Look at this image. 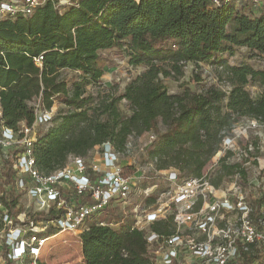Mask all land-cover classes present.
I'll return each instance as SVG.
<instances>
[{
  "label": "trees",
  "instance_id": "trees-1",
  "mask_svg": "<svg viewBox=\"0 0 264 264\" xmlns=\"http://www.w3.org/2000/svg\"><path fill=\"white\" fill-rule=\"evenodd\" d=\"M25 1L18 0L20 5ZM70 2L62 13L56 7L59 0H46L29 16L16 12L0 19L2 124L15 131L22 124L32 126L37 100L46 110L55 101L61 105L50 126L37 129L32 150L40 173L62 168L70 155L85 158L105 142L120 153L129 138L153 136L144 151L148 163L155 162V172L174 170L179 179L200 178L240 120L264 124V69L231 65L226 59L236 48L264 55L263 13L222 1L213 6L211 0ZM125 41L128 63L145 70L116 94V87L101 84L98 53ZM198 62H211L229 90L208 86L198 93L184 89L171 94L163 88L160 76L178 81L184 66ZM65 70L79 73L78 78L68 82L62 77ZM123 101L128 113L120 109ZM230 156L218 160L220 176L211 178L213 185L220 186L225 175L239 174L246 181L242 160L231 164ZM121 170L135 172L132 166ZM11 175L6 167L7 181ZM263 202L261 197L254 205L259 209ZM87 221L79 235L84 264H154L144 231L133 228L134 218L115 224L105 217ZM168 223L150 228L168 233ZM260 257L261 250L253 248L244 261Z\"/></svg>",
  "mask_w": 264,
  "mask_h": 264
},
{
  "label": "built area",
  "instance_id": "built-area-1",
  "mask_svg": "<svg viewBox=\"0 0 264 264\" xmlns=\"http://www.w3.org/2000/svg\"><path fill=\"white\" fill-rule=\"evenodd\" d=\"M45 1L26 0L17 9L18 0H7L0 3V15H4L0 19L16 12L29 16ZM221 1L237 10L257 11L264 6V0L211 3L218 6ZM41 60V56L36 60L37 66ZM53 117L52 109L36 107L32 126L23 124L15 131L2 124L0 112V264H39L49 240L63 233H81L87 220H100L98 217L115 203L127 208L135 193L139 203L133 207V228L144 231L154 264H246L244 258L253 248L261 250V257L249 264H264V202L259 209L254 205L264 197V160L255 158L259 176L254 184L241 183L235 174L225 175L227 186H215L211 166L200 178L179 179L173 170L159 172L164 175V188H160L157 184L147 186L142 174H123L119 153L105 142L91 164L70 155L62 168L45 175L36 169L32 149L37 129H47ZM251 121L252 128L260 125ZM237 125L233 135L223 139L217 153L222 157L234 146ZM152 139L150 136L148 144ZM254 155L252 149L241 151L245 165ZM154 163H148L153 170ZM6 167L12 172L9 181L4 177ZM22 196L29 200L27 204L20 202ZM150 197L154 201L148 204ZM168 210L170 214L165 215ZM167 221L168 233L150 228ZM98 224L106 225L104 221Z\"/></svg>",
  "mask_w": 264,
  "mask_h": 264
},
{
  "label": "rangeland",
  "instance_id": "rangeland-1",
  "mask_svg": "<svg viewBox=\"0 0 264 264\" xmlns=\"http://www.w3.org/2000/svg\"><path fill=\"white\" fill-rule=\"evenodd\" d=\"M17 9L21 8L20 3L16 5ZM71 6L70 0H59L57 8L62 13L66 8ZM4 15H0L2 17ZM98 65L102 68L104 74L101 78V84L105 88L116 87V94H121L125 86L137 75L145 70V66L140 65L137 67L131 66L128 58V51L126 46V41L120 47H113L111 49L99 51ZM226 59L233 65L248 64L255 69H264V55L251 54L246 48H236L235 53L232 57L227 56ZM79 73L71 72L65 70L62 72V77L66 78L68 82L71 79L78 78ZM162 86L171 94H178L183 92L184 89H189L192 92L198 93L204 87L214 86L220 88L223 91L229 90L228 85L221 81L220 75L216 71V67L211 63H202L200 66L197 64H187L183 67V77L178 81L172 78H162L160 76ZM87 90L90 92L94 91L92 85L87 86ZM252 93L255 89H250ZM34 109L36 107H41L38 101L32 103ZM61 105L55 101L52 110L54 114L58 111ZM120 109L124 113H128L125 101L121 102ZM252 121L249 119L240 120L237 124L236 133L234 134V146L230 150L229 163H239L241 160L243 162V167L247 173L246 181L240 180L241 183L247 182L248 184H254L258 180V163L255 158L260 161L264 160V125L252 128ZM23 125V124H22ZM21 126V125H20ZM40 129H45L41 127ZM148 144V139L145 136L141 139H135L133 137L129 138L127 148L125 151L120 152L118 156V164L120 167L132 166L135 169L134 174L138 176L142 174L146 178L145 182L147 186L152 184H157L164 188V175L155 172L148 164V157L143 149L145 145ZM255 148V151H254ZM252 149L256 153L254 156H249L253 158L250 163L245 165V161L241 158V151ZM99 146L94 147L88 156L84 158L87 165L91 164L94 158L100 155ZM221 154H216L211 163L207 168L210 169L211 178H218L219 175V165L218 160L222 157ZM227 156V154L225 155ZM248 161V160H247ZM171 171V170H169ZM174 171V170H173ZM166 173V172H164ZM133 174V173H132ZM130 175V174H128ZM142 177V178H143ZM223 178L220 183L221 187L227 186V181ZM143 186L142 182L140 183ZM160 190V189H159ZM137 193L133 196L130 206L127 208H122L120 204H113L106 214L98 218H108L112 223H119L126 218H134L135 213L133 207L139 203L137 198ZM20 202L27 204L29 200L26 196H22ZM171 211L165 215H169ZM137 214V213H136ZM89 219L87 222H90ZM82 228V227H81ZM82 230V229H81ZM80 232L76 233H63L58 235L56 238L48 241L46 246L42 250V255L40 258L41 264H84V260L81 254V244L79 239Z\"/></svg>",
  "mask_w": 264,
  "mask_h": 264
},
{
  "label": "crops",
  "instance_id": "crops-1",
  "mask_svg": "<svg viewBox=\"0 0 264 264\" xmlns=\"http://www.w3.org/2000/svg\"><path fill=\"white\" fill-rule=\"evenodd\" d=\"M257 11L264 14V6L262 8H260L259 10H257ZM229 64H231V63L229 62ZM231 65H233V64H231Z\"/></svg>",
  "mask_w": 264,
  "mask_h": 264
}]
</instances>
